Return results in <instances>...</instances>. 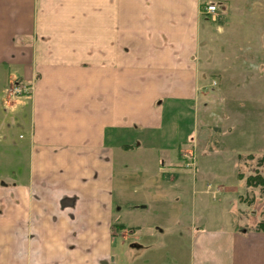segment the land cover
Here are the masks:
<instances>
[{
	"label": "crops",
	"instance_id": "crops-1",
	"mask_svg": "<svg viewBox=\"0 0 264 264\" xmlns=\"http://www.w3.org/2000/svg\"><path fill=\"white\" fill-rule=\"evenodd\" d=\"M253 4L247 16L264 18V3ZM207 5L221 10L229 1L0 0V105L9 104L8 82L25 89L0 127L26 128L25 187L0 189V264H104L111 225L121 220L115 176L127 152L156 151L160 172L182 170L166 162L171 151L179 159L204 124L197 101ZM203 158L221 162L209 152ZM217 170L198 166V194L207 186L221 193L225 184L237 212L264 221L263 211L258 217L241 202L250 188L243 178L228 182L229 170ZM201 221L189 236L190 264H264V227Z\"/></svg>",
	"mask_w": 264,
	"mask_h": 264
},
{
	"label": "rangeland",
	"instance_id": "rangeland-1",
	"mask_svg": "<svg viewBox=\"0 0 264 264\" xmlns=\"http://www.w3.org/2000/svg\"><path fill=\"white\" fill-rule=\"evenodd\" d=\"M228 1L224 9H216L214 20L205 13V8L201 9V15L212 23L200 53L199 69L204 72V80L200 81L197 113L204 124L198 123L201 128L195 142L189 141L182 148L179 159L176 151L168 153L172 162L166 164L182 169L178 173L170 169L160 172L161 161L158 162L156 151L127 152L123 169L115 176V193H122V198L117 199L121 220L111 225L110 257L104 264H190V234L199 227L201 218L229 220L237 223L240 231L260 227L254 225L246 211L237 212L236 206H232V193L225 184L221 193H214V187L207 186L206 194H198L199 186L195 182L196 177L199 181L198 166L213 169L218 164L217 175L229 170L227 181L233 182L239 174L246 187L247 178L260 175L264 165L261 160L264 157V18L246 13L253 3L261 8L264 1ZM217 14L223 18L215 23ZM8 83L6 91L14 85L13 81ZM6 91L4 96L9 104L0 105V123L5 124L15 114L10 104L16 106L23 96L11 97ZM21 108V117L27 123V105ZM6 134L8 143L0 137V189L23 188L26 158L21 143L26 142L25 124L15 122L7 130L0 127V136ZM203 151L219 157L221 162L198 160ZM212 178L209 181L213 182ZM142 181L146 184L143 189ZM249 187L246 193L242 192L241 202L253 205L261 217L264 192L260 186ZM38 193V199H43L44 194ZM134 206L139 208L134 210ZM191 222L197 224L190 225Z\"/></svg>",
	"mask_w": 264,
	"mask_h": 264
},
{
	"label": "trees",
	"instance_id": "trees-1",
	"mask_svg": "<svg viewBox=\"0 0 264 264\" xmlns=\"http://www.w3.org/2000/svg\"><path fill=\"white\" fill-rule=\"evenodd\" d=\"M246 186H260L261 187V191L264 192V178L258 174L254 175V176H249L246 180ZM264 223H259L260 227H264L263 226Z\"/></svg>",
	"mask_w": 264,
	"mask_h": 264
},
{
	"label": "built area",
	"instance_id": "built-area-1",
	"mask_svg": "<svg viewBox=\"0 0 264 264\" xmlns=\"http://www.w3.org/2000/svg\"><path fill=\"white\" fill-rule=\"evenodd\" d=\"M215 7L213 5H209L205 8V13L207 15H210V17L214 20V13H215ZM22 89L17 86V85H13L11 89H9L8 94L9 96H14V95H20L22 93Z\"/></svg>",
	"mask_w": 264,
	"mask_h": 264
}]
</instances>
